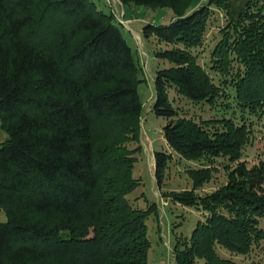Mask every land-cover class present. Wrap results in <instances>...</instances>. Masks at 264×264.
<instances>
[{
	"label": "trees",
	"instance_id": "obj_1",
	"mask_svg": "<svg viewBox=\"0 0 264 264\" xmlns=\"http://www.w3.org/2000/svg\"><path fill=\"white\" fill-rule=\"evenodd\" d=\"M119 2L170 10L167 23L142 28L145 38L165 46L154 51L162 65L151 110L167 120L166 147L186 160L236 161L244 128L228 120L210 132L180 116L169 92L213 106L226 96L225 84L244 113L262 112L264 0L227 1L234 43L224 34L209 60L219 84L198 59L211 5L222 0L186 12L179 0ZM229 52L242 66L235 72ZM139 69L121 25L92 0H0V126L7 135L0 144V209L7 218L0 223V264H147L146 222L157 208L141 210L129 200L139 185L131 174L141 149ZM97 130L113 142L95 140ZM126 142L139 147L126 150ZM153 160L161 190L171 156L155 151ZM162 197L202 217L189 238H175L173 264L198 258L235 264L216 258L215 244L246 254L264 239L262 165H238L225 186L207 195L189 189Z\"/></svg>",
	"mask_w": 264,
	"mask_h": 264
},
{
	"label": "rangeland",
	"instance_id": "obj_2",
	"mask_svg": "<svg viewBox=\"0 0 264 264\" xmlns=\"http://www.w3.org/2000/svg\"><path fill=\"white\" fill-rule=\"evenodd\" d=\"M106 12H111L113 19L121 25L122 33L136 55L139 64V75L143 81L138 85V93L142 104L139 117L140 126V152H136V158L132 169V177L139 181L138 187L129 195L131 204L138 209L146 210L154 203L157 208V216L151 214L146 222V234L150 241L147 255V264H173L172 249L175 238H189L198 220H202L200 212L193 208L182 207L162 197L169 195L171 191L191 190L200 196L207 195L226 185L228 179L236 167L244 164L247 169L254 166H264V110L255 114L244 113L232 99L233 93L229 85L220 84L226 96L217 99L215 105L201 103L192 104L186 99L170 91L174 107L180 116L203 124L210 132L221 131L232 120L237 127H243L246 132V142L240 151V157L236 161H228L227 158L210 159L207 157L199 160H186L169 150L162 137V129L167 120L157 117L151 110V103L155 97L154 74L162 63L156 60L154 51L164 45H157L153 37L145 38L142 32L143 26L148 22L167 23L170 10L164 8H150L145 6H122L119 0H92ZM209 0H179V9L186 12L190 7L200 2ZM222 0L220 5L212 4V15L208 23L203 47L199 54V63L208 71L216 84L221 79L209 70L210 54L223 35L230 33V45L234 42L235 35L232 31L228 15V2ZM247 23V22H246ZM236 54L229 52L230 71L235 72L242 68L236 61ZM211 73V74H210ZM219 80V81H218ZM223 82V81H222ZM234 101V102H233ZM95 140L112 141L113 137L105 136L102 132H96ZM7 138L0 126V144ZM126 150H134L139 146L134 142L123 144ZM165 151L171 156L168 169L165 172L163 186L158 190L154 178L155 151ZM195 182V184H194ZM7 220L5 212L0 209V223ZM264 228V222L261 223ZM215 257L222 260H230L235 264H264V239L254 244L246 254L232 253L222 246L215 244ZM197 264H205L206 260L198 258Z\"/></svg>",
	"mask_w": 264,
	"mask_h": 264
}]
</instances>
